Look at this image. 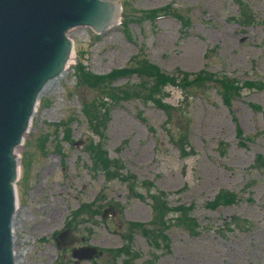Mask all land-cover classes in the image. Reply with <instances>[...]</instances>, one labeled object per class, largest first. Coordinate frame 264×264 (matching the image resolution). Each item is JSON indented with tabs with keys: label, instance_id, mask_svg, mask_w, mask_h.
<instances>
[{
	"label": "rangeland",
	"instance_id": "1",
	"mask_svg": "<svg viewBox=\"0 0 264 264\" xmlns=\"http://www.w3.org/2000/svg\"><path fill=\"white\" fill-rule=\"evenodd\" d=\"M117 3V26L103 34L86 27L71 31L74 61L67 75L44 90L19 150L18 259L123 264L126 257L109 253L132 234L136 264H264V0ZM136 58L174 77L187 74L192 80L206 72L234 80L238 96L228 106L212 82L201 92L165 86L160 98L173 109L170 119L146 100V78L139 73L104 81L123 100H105L98 87L78 79V64L94 77H106L133 69ZM128 88L133 91L124 95ZM94 99L116 103L108 114L103 105L95 132L83 112V101ZM99 145L109 160L121 162L120 175H131V182L94 171ZM145 184L153 186L152 194H167L172 210L193 208L198 232L173 222L160 249L133 233L136 224L153 220ZM223 191L237 195L236 203L207 205ZM108 209L113 210L103 217ZM66 228L81 239L74 247L94 246L102 254L76 261L73 247L58 249L56 235Z\"/></svg>",
	"mask_w": 264,
	"mask_h": 264
},
{
	"label": "water",
	"instance_id": "2",
	"mask_svg": "<svg viewBox=\"0 0 264 264\" xmlns=\"http://www.w3.org/2000/svg\"><path fill=\"white\" fill-rule=\"evenodd\" d=\"M121 13L117 0H0V264H18L19 150L44 90L74 61L70 33L86 27L103 34ZM55 242L60 250L73 247L76 261L102 254L94 246L74 247L81 239L70 228Z\"/></svg>",
	"mask_w": 264,
	"mask_h": 264
},
{
	"label": "trees",
	"instance_id": "3",
	"mask_svg": "<svg viewBox=\"0 0 264 264\" xmlns=\"http://www.w3.org/2000/svg\"><path fill=\"white\" fill-rule=\"evenodd\" d=\"M150 14H152L153 17H156L155 14ZM128 21H132V19L129 18ZM135 62L138 64H135L133 66V69L130 68V70L115 71L106 77H94L90 75L85 71V68L82 64H78L76 66V72L81 85L98 87L100 89V94L102 96H106L105 100H123L119 92L113 94L112 91L107 87V85H103L106 79L117 80L119 78L129 77L133 74L139 73L146 78V84H144L145 86L143 87V90L146 92V100L153 102L156 107L166 112L170 119L172 117L171 112L173 109L171 106L163 103L162 99L160 98L165 86L178 85L183 89L185 93H187L190 89H192L193 91L196 90V92H201L208 83L212 82L218 86H216V88L218 89L223 102L228 106H230L232 100L236 96H238V91L240 90L236 81L231 79L215 78L214 76H211L206 72L200 73L191 80L189 75L187 74H181L180 77L171 76L161 71L156 66L152 65L148 60H139V58H136ZM248 86L250 88H260V85L258 84H248ZM103 90H105L106 92L103 93ZM125 90L126 91H124L123 94L127 95L131 91H133V88H128ZM103 105L108 107L106 108V114H108L110 108L115 106L116 103L107 106V103L102 100L99 102L94 99L91 104L83 101V112L89 117L91 126L94 128V132L100 124L99 121L102 118ZM236 131L238 137L242 139L245 138L243 137L244 133L242 132V130L238 128ZM176 146L178 147L179 145L176 144ZM95 148L97 147L94 146L92 150H94ZM181 152L184 153L183 150ZM92 158L94 160V171H102L106 175V177H108V180H113L115 178L121 177L122 179L130 181L128 177L131 178V175L127 177H122L120 175V171L123 169L121 162L109 160L107 157V153L100 150V145L97 151L94 150ZM146 189L150 193L151 199L153 201V220L152 223L148 226L143 224H136L135 229L134 226L132 227L133 229L131 231L133 233H141L144 237L148 238L151 241L150 244L155 249H160V244L165 243V241L167 240L165 232L170 227V225L173 226V222H175L176 226L182 227L192 234H196L198 232L199 226L196 220L192 219L193 208L180 206L175 210H172L167 202V194L163 192H156L155 194H152L153 186L151 184H147ZM132 190L135 189L132 188ZM236 201L237 195L228 191H223L213 202H209L207 205H209L213 209L221 205H232L236 203ZM125 240L127 244L124 247H122L121 249L110 251L109 254L113 256V259L122 256L126 257V259L123 260V264H136L135 261L137 257L132 251V234L125 238Z\"/></svg>",
	"mask_w": 264,
	"mask_h": 264
},
{
	"label": "bare ground",
	"instance_id": "4",
	"mask_svg": "<svg viewBox=\"0 0 264 264\" xmlns=\"http://www.w3.org/2000/svg\"><path fill=\"white\" fill-rule=\"evenodd\" d=\"M68 74V71L64 74V75H62L61 76V78H59L58 80H55V81H52L50 84H49V86H47L46 87V89L45 90H47L53 83H56V82H58V81H60L65 75H67ZM39 106V105H38ZM38 108V107H37ZM52 163V162H51ZM56 165V164H55ZM18 201H19V199H18ZM18 207H19V203H18ZM19 209V208H18ZM18 211V210H17ZM54 214V213H53ZM56 215V214H55ZM54 216V215H53ZM53 218V217H52ZM18 264H22V261H20L19 259H18Z\"/></svg>",
	"mask_w": 264,
	"mask_h": 264
},
{
	"label": "flooded vegetation",
	"instance_id": "5",
	"mask_svg": "<svg viewBox=\"0 0 264 264\" xmlns=\"http://www.w3.org/2000/svg\"><path fill=\"white\" fill-rule=\"evenodd\" d=\"M73 249V248H72ZM100 251V250H99ZM71 252H72V250H71ZM101 252V251H100Z\"/></svg>",
	"mask_w": 264,
	"mask_h": 264
}]
</instances>
